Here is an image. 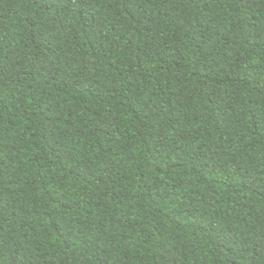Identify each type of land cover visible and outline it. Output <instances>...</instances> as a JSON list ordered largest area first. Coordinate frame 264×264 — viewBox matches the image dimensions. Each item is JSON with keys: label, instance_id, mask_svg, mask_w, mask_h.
I'll return each instance as SVG.
<instances>
[{"label": "trees", "instance_id": "16d2710c", "mask_svg": "<svg viewBox=\"0 0 264 264\" xmlns=\"http://www.w3.org/2000/svg\"><path fill=\"white\" fill-rule=\"evenodd\" d=\"M0 264H264V0H0Z\"/></svg>", "mask_w": 264, "mask_h": 264}]
</instances>
